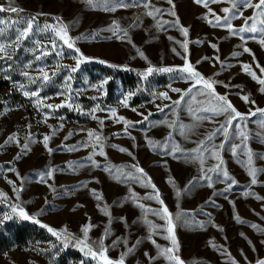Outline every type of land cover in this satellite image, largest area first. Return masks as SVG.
<instances>
[{
	"label": "rangeland",
	"instance_id": "374dc122",
	"mask_svg": "<svg viewBox=\"0 0 264 264\" xmlns=\"http://www.w3.org/2000/svg\"><path fill=\"white\" fill-rule=\"evenodd\" d=\"M257 2L252 0L253 4ZM10 3L35 15L43 13L47 15L40 16L61 18L69 25L70 35L74 39L80 37L75 40V47L91 59L72 73L68 68L76 65L79 54L67 48L63 49V55L52 52L40 56V49L29 40L17 46L14 43L17 30L24 27L25 19L9 17L6 12L10 11L0 13V19L6 22L0 24L3 29L0 44L9 46L7 51L10 56L9 59H0V83L9 87L0 90V146H3L0 147V192L34 218L25 220L18 213H13L12 208L0 205V228L33 223L47 225L57 231L67 228L69 234L83 238L82 226L91 223L93 227L88 234L89 243L100 240L106 227L110 229L104 243L111 259H118L128 247L135 245L133 252L126 256L125 264H170L148 239L151 234L161 248L171 246L170 240L163 238L167 235V222L150 212L146 215V208L162 207L155 199L144 198L154 195L155 190L132 177L121 175L117 178L104 170V166L110 164L124 166L123 171L128 173L134 171L128 166L138 165L156 185L160 198L172 213L178 244L175 254L185 264H230L227 253L237 264H256L257 260L264 259V231L250 227L255 224L264 229V199L256 198L264 197V171L257 173V183L252 185L246 167L247 157L243 154L250 150L254 166L264 170V158H261L264 157V127H261L264 113L256 112L241 122L240 126L246 127L248 139L246 148L236 149L238 155H234L232 150L233 144H241V139L234 134L236 122L229 130L227 140L217 133L211 142L219 145L224 141V148L220 150L223 167L237 183L231 185L230 181L222 182L216 174H211L212 179L208 181L202 178L201 169L207 170L217 161L204 153V163L201 164L199 159L194 158L196 153L193 150L199 141L224 123L225 117L221 115L197 120L188 111L189 105L193 109L198 108L201 105L197 102L205 101L206 97L196 95L195 88L191 95H196V101L184 96L178 106L173 105V101L181 100V93L171 89L186 91L193 84L178 71L165 73L166 76L151 74L147 79L142 77L135 80L118 74L123 68L142 72L149 66L179 69L190 62L205 78L222 82L214 85L215 92L227 95L241 113L264 109V93L260 91L262 86L241 69L242 64H249L260 75L256 63L264 66V46L259 42L264 36L260 31L264 28V24L260 23L264 17L256 22L257 32L245 31L233 35L226 27H212L204 19L208 10L194 0H173L175 17L169 14L172 6L167 0H151L153 8L163 10V14L156 19L146 14L151 9L144 7L143 0H111L110 6L129 5L116 6L115 11L105 10L103 3L91 7L85 0H0V6L6 9ZM229 6L224 2L209 5L221 17L225 15L222 8ZM239 11L243 16L231 20L235 29L243 26L245 19L255 12L251 7H239ZM177 17L180 25L188 28L187 37L174 26L173 21ZM114 21L119 23L120 29L127 30L128 36L124 40L108 30ZM158 21L163 28L157 27ZM39 23L43 26L54 22ZM37 38L41 39L42 44L49 43L43 34ZM129 39L132 43L128 42ZM184 42L188 44L187 51L181 47ZM212 44L217 45L218 51ZM245 47L251 52H244ZM137 49L147 59L141 57ZM237 52L241 54L233 55ZM37 56L40 59H36ZM215 57H219V62ZM100 60L105 63H100ZM221 62L227 67H222ZM95 66H106L112 71ZM40 69L49 74L48 81L40 79ZM24 72L36 78L35 83L30 82L23 75ZM69 75L72 76L70 100L68 94H61L66 93ZM6 76L10 79H5ZM124 79L131 80V84L124 83ZM21 84L24 85L23 90L38 91L44 104L60 105L67 100L72 107L52 110L43 106L38 108L37 98L23 95L19 87ZM225 84L229 87H224ZM100 85H103V89L97 91ZM129 92L134 95L128 100L129 107H124L122 101ZM165 92L170 99L158 98L160 93ZM242 95H249L250 101L255 103H245ZM166 105L169 107H164L163 111L158 108ZM97 106L103 110L93 113ZM133 108L136 111H132ZM113 109L117 116L134 122V126L128 129L130 135L124 134L123 123H116L115 119L110 118ZM45 113H49L46 123ZM92 114L98 119H92ZM141 114L147 116L148 120L135 123L143 120ZM198 115L211 116V113L200 112ZM100 120H104L102 128ZM164 121L168 123H162ZM172 122H175V126L169 127ZM87 130L102 132L106 138V155H99L97 149L93 157L101 167L93 166L87 159L93 153L92 147H79L88 140ZM53 131L55 135H52ZM69 133L72 135L69 136ZM13 134H16L19 144H5ZM30 134L31 139H28ZM45 135L51 136L48 142L51 153L43 143ZM150 139L166 142L168 150L153 148L148 143ZM25 143L30 150L22 151ZM112 145L128 149L131 155L120 152ZM72 146L79 147V150L69 151L68 148ZM173 146H178L182 151L171 154ZM49 169L55 170L51 178L45 176V182H41V174ZM169 178L174 180L175 186L168 182ZM9 181H13L16 188L22 185L19 199ZM209 183L213 186L209 187ZM230 185L231 190L227 191ZM93 189L103 195L102 201L95 199ZM177 191L180 192L179 196L176 195ZM249 192L252 194L245 195ZM133 194L138 198L135 202ZM98 204L107 206L111 213V224L109 217L97 207ZM237 215L246 223L238 222L235 219ZM5 216L11 218L4 220ZM145 218L158 226L155 232L150 230ZM37 220L39 223L35 222ZM118 238L126 239L127 245L119 243L113 247V242ZM137 241L140 243L137 244ZM213 243L217 247H213ZM79 249L75 246V240L67 247L53 242L40 243L0 256V264H97L84 254H75V250ZM149 256L156 259L150 261Z\"/></svg>",
	"mask_w": 264,
	"mask_h": 264
},
{
	"label": "snow or ice",
	"instance_id": "6c2138e0",
	"mask_svg": "<svg viewBox=\"0 0 264 264\" xmlns=\"http://www.w3.org/2000/svg\"><path fill=\"white\" fill-rule=\"evenodd\" d=\"M85 2L91 7H95L98 4L103 3L105 5V10H107V11H115L116 6H119V7H128L129 6L126 4H119L116 6H110L111 0H85ZM143 2H144V7L146 9H151V10L147 11L146 14L149 16H152L153 19H156V17L158 15L163 14V10L158 9V8H153L151 6V0H143ZM167 2L169 5L172 6L171 9L168 10L169 14L175 17L176 13L174 10L175 5L173 4V0H167ZM194 2L198 5L204 6L208 10L207 14L204 16V19H206L207 22L212 27H226L230 30L231 34H233V35H235L237 32H239V33H244L245 31L252 32V33L257 32L256 22L261 17H264V0H258V2L255 4L252 3V0H194ZM222 2L228 3L230 5L229 7L222 8L221 11L225 14L223 17L217 15L209 7L210 4L222 3ZM239 7H251L255 10V12H254V15L252 17H248L245 19V23L243 26H241L239 29H235V28H233V26L231 24V20L233 18L243 16V13L241 11H239ZM2 11H10L13 13H18V12H22L23 9H19L17 7H14L10 3L9 7L7 9L4 8L3 6H0V12H2ZM40 15H47V14L39 13L35 16H30L24 20V27L22 29L17 30V34H16V38H15L14 43H16L17 46H19V44L25 40H29V41L33 42L34 45L40 49V56H47V55L51 54L52 52H56L59 55H63V49L67 48L68 50H71L72 52L79 54L76 57V65L74 67L68 68L69 72H72V73L77 72L82 63L91 59L89 57H85L80 52V49L75 47V40L80 39V37H77L74 39L70 35L69 25L64 23L62 21V19L59 17L53 18L54 23H52V24L45 23L43 26H41L39 23V16ZM209 17H211V18H209ZM249 21H252V23L249 24ZM5 23L6 22L3 19H0V24H5ZM13 23H15V22H13ZM260 23L264 24V20H260ZM173 24H174V26H176L178 28L179 31H181L182 35L187 37L189 30H188V28L180 25L178 17L175 19V21H173ZM157 27L163 28V25H161L158 21ZM108 30L112 31L113 34L116 35L117 38H119L121 40H124L128 36L127 30L120 29L119 23L116 21L113 22V24L109 27ZM2 31H3V29L0 28V32H2ZM260 31L262 33H264V28H261ZM121 33H123V34L121 35ZM42 34L44 37L47 38L49 43L42 44L41 39L37 38L38 36H41ZM169 39H172V38L170 37ZM241 39L243 40L244 37L241 36ZM128 42L132 43V41L130 39L128 40ZM259 42L262 46H264V36H262L259 39ZM177 43H180V42L177 41ZM211 46L214 49H217V51H218L217 45L212 44ZM8 47H9L8 45L0 44V59H9L10 58L9 53L7 51ZM181 47L183 49H185V51H187V48H188L187 42L181 43ZM137 51L141 57H143L144 59H147V57L145 56V54L142 51H140L139 49H137ZM173 51H175V49H173ZM243 51L247 52V53L251 52V50L248 49L247 47H245L243 49ZM177 54L179 55V53H177ZM240 54L241 53L237 52V53H234L233 55L238 56ZM40 56H37L36 59H40ZM185 59H187V58L185 57ZM204 59H209V58L205 57ZM215 59L219 62V57H215ZM99 62L105 63V61H103V60H100ZM111 66L116 67L115 65H111ZM221 66L227 67V65L224 64L223 62H221ZM256 67L259 68L260 75H257L256 71H254L252 69L251 65H249V64H242L241 65L242 71L247 73L248 75H250L253 80H255L259 85H261L262 87L260 88V91L262 93H264V66H260L259 63L257 62ZM176 71L184 74L183 78H185L186 80L193 81V84H192V87H190L186 91L181 90L179 88L171 89L173 92L181 93V100L173 101V105L178 106L181 103V101L183 100L184 96H190V99L192 101H196V95H203L206 97V100L197 102L201 106L193 109L191 107V105H189L188 111L197 120L212 119L215 116H221V115L225 117L224 123L220 124L219 127H217L212 133H210L204 140L199 141L197 148L193 150L196 153V157H194V158L199 159L201 164L204 163V153H207L209 158L215 159L217 161V163L215 165H213L211 168H208L207 170H205L203 168L201 169V171L203 172L202 178L205 180L211 181V179H212L211 174H216L222 182L230 181L231 185L236 184L237 182L230 176L229 172L223 167L224 162H223V159L220 155V150H222L224 148V141H222L219 145H216V144L211 143V142L214 140L217 133L223 135L225 137V140H227L229 138V135H230L229 130L232 129L233 123L236 122L237 130L234 132V134L241 139V144L240 145L233 144L232 150H233L234 155H238L239 153H237L236 149L237 148H241V149L246 148V141L248 139L246 127H241L240 126L241 122L246 121L249 116L255 115L256 112L264 113V109L257 108L255 110V112L250 110L247 114L241 113L231 103V101L228 99L227 95H220V94L215 92V86L214 85L216 83H222V82L213 81L211 78H205L199 71L196 70V68L190 62H186L185 65L183 67H180L179 69H176L173 67L149 66L146 69V71L141 73L140 75L144 79H147L148 76L154 72L172 73V72H176ZM40 72H41L40 79H42V81H48L49 74L46 71H44L43 69H40ZM23 75L25 77H28L30 82L35 83L36 78L30 77L27 72H24ZM5 79H10V77L6 76ZM71 80H72V76L69 75L67 77V81H66V93H61L62 95L68 94L69 100L71 99L70 93L72 91L71 85H70ZM104 83L106 84L107 80H105ZM19 87L21 88V90L24 89L23 84L19 85ZM224 87H229V85L225 84ZM193 88L196 89V95H191L193 92ZM102 89H103V85H100V87L97 88V91H102ZM23 95H25L27 97H36L37 98L36 99V105L38 108L43 106V107H46V108L52 110V109H58V108L63 107V106L72 107V105L70 103H68L67 100L60 105L44 104L43 99L39 97L38 91L29 92L27 90H23ZM132 95H134V93L129 92L127 94V96H125V98L122 101L124 107H129L128 100L131 98ZM158 98L170 99V97L168 96V94L166 92L160 93ZM241 99L245 103H249V102L253 103V104L255 103V101H250L249 95H242ZM164 107H169V106H167V105L163 106V107L158 106V108L161 111L164 110ZM97 110L102 111L103 109H100L99 106H97L96 109H93V113ZM132 111H136V109L133 108ZM200 112L211 113V116H200V115H198V113H200ZM48 115H49V113H45V121H44L45 123L47 122ZM141 115L143 116V114H141ZM91 118L94 120L98 119L97 116L94 114L91 115ZM110 118L115 119L116 123H123L124 134L130 135L128 132V129L130 127L134 126V122L127 120L123 116H117V112L114 109L111 110ZM147 120H148V117L143 116L142 121H138L135 123H143L144 121H147ZM99 123H100L101 128H102L104 125V120H100ZM162 123H168V122L164 121ZM174 126H175V122H172L171 124H169V127H174ZM29 127H31V126L29 125ZM261 127H264V121H261ZM52 135H55V131H53ZM71 135H72V133H69V136H71ZM114 135H119V134H114ZM87 137H88V140L84 144L80 145L79 147H92L93 153L87 159H88V161H90L93 164V166L101 167L100 164L93 159V157L97 154V149H99V155H101V156L106 155V153L104 152V141L106 138L102 135V132H97L95 130H87ZM27 138L31 139V134ZM67 138L68 137H66L65 139H67ZM50 139H51L50 135H45L43 137V143H44L45 147L47 148V150L49 151V153L52 152V149L48 147V142ZM133 139H134V137H133ZM8 143L19 144V140L17 139L16 134H13L12 136L8 137V139L5 141V144H8ZM148 143L153 148H163L166 151L168 150V145L166 142L162 143V142H157V141H153L150 139V140H148ZM0 147H3V146H0ZM79 147L72 146V147L68 148V150L69 151H77V150H79ZM112 147L118 148V150L120 152H127L129 155H131V152H129V150L126 148L119 147L118 145H112ZM28 150H30V148H29V145L27 143L22 145V151H28ZM178 151H182V150L178 146H173V148L171 150V154H175ZM243 154L247 157L246 167L248 168V175L251 178L250 183L252 185H255L257 183V173L260 171H264V170L257 169L254 166L253 154L250 150H248L247 152H244ZM261 158H264V157H261ZM17 159H19V156L17 157ZM128 167L134 169V171L125 173L123 171L124 166H115V165H110V164L105 165L104 170L110 172L111 174H113L117 178H119V176H121V175L125 176L126 178L132 177L137 182L143 183L145 187H151L152 189L155 190L154 195H148L144 198L145 199H155L162 207L160 209L146 208V215H147V213L150 212L152 215L159 216L161 219H163L167 222V226L165 229L167 235H165L163 238L170 240L171 246L166 247V248H161V246L156 244V241L154 239H152L151 234L149 235L148 239H150L151 242L154 245H156L160 254L165 256V258L170 262V264H185V261H183L178 255L175 254V251L178 250V244H177V239H176L175 232H174L175 225L173 223V216H172V213L169 212V209L167 208V206L164 205V201L160 198L159 190L156 189V185L154 183H152L151 178L148 177L147 173L144 171V169L142 167H139L138 165H130ZM10 170H14V169H10ZM54 171H55L54 169H49L47 171V173H42L41 174V182H45L44 181L45 176L51 178L52 173ZM137 174H139V175H137ZM17 175H19V173H17ZM168 182L172 183L173 186H175L174 180L172 178H169ZM9 183L13 185V189L16 192V198L19 199V192L22 190V185H21V188H16V185L13 181H9ZM231 185L229 186V188L226 189L227 191L231 190ZM83 186L86 187V185H83ZM208 186L212 187L213 185L211 183H209ZM53 191H55V189H53ZM92 193L95 196V199L97 201L103 200V195L100 193H97L96 190L93 189ZM250 194H252V193H250V192L245 193V195H250ZM3 195L4 194L2 192H0V196H3ZM176 195L179 196L180 192L177 191ZM256 198L257 199H264V197H259V196H257ZM132 199L134 200V202L138 200V198L135 196V194H133ZM138 206L142 207V208L145 207L143 204H138ZM97 207L100 208V210L102 212H104V214L109 217V224H111V213L109 212L107 206L106 205L101 206L100 204H98ZM11 208H12L13 213H18V215L25 220L34 219L33 217L29 216L23 210V208H19L18 205H11ZM10 218H11L10 216H5L4 220L10 219ZM121 219H125V218H121ZM235 219H237V221L240 223H246V221L241 220L238 215L235 217ZM35 222L39 223L38 220ZM145 223L149 226L150 230H152L153 232H155V230L158 228L157 225H155L152 221L147 220L146 218H145ZM44 227H46L48 229V231L50 233H52L53 236H56L58 239L63 241V243H62L63 247H67L69 243H71L73 240H75V246L80 248V250L83 252L84 256L90 257L92 260L97 261V264H125L126 256L128 254L132 253L134 250V247H135V245H133L132 247H128L127 251L124 253H121V255L118 259L113 260L107 255L108 247L104 243V239L107 238V236L110 232V229L108 227L105 228L104 236L100 240L95 241L93 243L88 242V234H89V231L91 230V228L93 227V225H91V223H88V224L82 226L81 232L83 233V238H77V237L69 234L67 232V228L62 229L61 231H57L51 227H48L47 225H44ZM217 227H219V226H217ZM250 227L256 228L260 231H264V229H260L259 226L255 225V224L250 225ZM220 230L223 231L222 228ZM61 233H63V235ZM241 235H243V233H241ZM119 243H124L125 245H127L128 242L126 239L120 240L118 238L116 241L113 242V247H115ZM136 243L139 244L140 241H137ZM212 246L217 247L214 243L212 244ZM145 255L147 256L148 254L145 253ZM227 255L230 258V264H237L235 259L231 258L230 253H227ZM154 259H156V257L149 256L150 261L154 260ZM256 264H264V259L257 260Z\"/></svg>",
	"mask_w": 264,
	"mask_h": 264
},
{
	"label": "trees",
	"instance_id": "16d2710c",
	"mask_svg": "<svg viewBox=\"0 0 264 264\" xmlns=\"http://www.w3.org/2000/svg\"><path fill=\"white\" fill-rule=\"evenodd\" d=\"M3 13V12H0ZM6 14L15 19H27L30 16H35L32 12L22 11L18 13L6 12ZM39 22H54L52 17L49 16H39ZM95 68H101L106 71H112L111 68L106 66H95ZM143 73L142 71H137L131 68H123L120 69L119 75L124 76L125 78H129L132 80L140 79ZM152 75H164L165 73H157L154 72ZM127 85L131 84V80H123ZM9 89L5 83H0V90ZM112 91V89H111ZM0 205L7 206L11 208V205H14L13 202L7 198L6 196H0ZM53 242V244L62 245V242L56 237L53 236L52 233L48 231V229L39 224L27 223L22 225H10L7 227L0 228V256L16 249H25L29 247H35L40 243ZM75 254H80L77 250H75Z\"/></svg>",
	"mask_w": 264,
	"mask_h": 264
},
{
	"label": "water",
	"instance_id": "95a60500",
	"mask_svg": "<svg viewBox=\"0 0 264 264\" xmlns=\"http://www.w3.org/2000/svg\"><path fill=\"white\" fill-rule=\"evenodd\" d=\"M78 252L83 255V252L79 249Z\"/></svg>",
	"mask_w": 264,
	"mask_h": 264
}]
</instances>
